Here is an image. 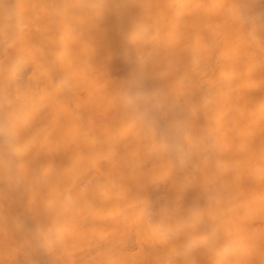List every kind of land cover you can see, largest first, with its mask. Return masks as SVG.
I'll return each instance as SVG.
<instances>
[{
  "label": "bare ground",
  "instance_id": "obj_1",
  "mask_svg": "<svg viewBox=\"0 0 264 264\" xmlns=\"http://www.w3.org/2000/svg\"><path fill=\"white\" fill-rule=\"evenodd\" d=\"M0 264H264V0H0Z\"/></svg>",
  "mask_w": 264,
  "mask_h": 264
}]
</instances>
